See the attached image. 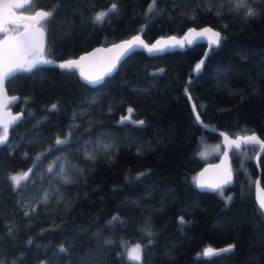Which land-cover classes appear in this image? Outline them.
Masks as SVG:
<instances>
[{
	"label": "trees",
	"instance_id": "obj_1",
	"mask_svg": "<svg viewBox=\"0 0 264 264\" xmlns=\"http://www.w3.org/2000/svg\"><path fill=\"white\" fill-rule=\"evenodd\" d=\"M114 2L118 12L93 24L95 13ZM151 3L35 0L14 10L58 6L41 24L53 52L46 58L54 61L133 33L151 42L210 24L224 39L209 49L193 79L206 48L201 42L154 56L135 50L100 85L81 81L76 69L69 74L51 66L6 83L7 94L19 97L10 106L22 118L0 144V264H264V215L253 196L259 172L264 187V152L255 161L261 145L229 149L234 185L223 186V196L199 190L193 178L219 153L203 157L202 150L221 141L195 120L183 90L187 85L205 125L231 136L256 132L264 141V0H256L251 18L228 0H157L156 11L146 15ZM8 27L15 33V25ZM69 137L67 145H56ZM29 169V182L14 190L8 177ZM139 173L146 175L136 179ZM226 197H232L227 204ZM113 216L120 220L109 224ZM179 217L188 223L180 225ZM121 241L146 245L142 262L118 258ZM61 244L68 252L57 255ZM227 244L235 246L231 253L202 255L206 246Z\"/></svg>",
	"mask_w": 264,
	"mask_h": 264
},
{
	"label": "snow or ice",
	"instance_id": "obj_2",
	"mask_svg": "<svg viewBox=\"0 0 264 264\" xmlns=\"http://www.w3.org/2000/svg\"><path fill=\"white\" fill-rule=\"evenodd\" d=\"M35 0H22V2H3L0 5V32L5 33L4 39L0 40V108H5L10 104H15L18 101V97L7 96L6 83L11 82L17 77L24 75L26 77H31L38 72L44 71L47 67L59 68L65 73H72L74 69H80V76L86 80L89 84L98 83L104 75L111 73L117 67V61L121 60L122 57L130 53L138 46H142L148 51V53H158L163 52L166 48H184L186 46H191L197 43L199 40L207 37L210 45L218 46L224 37L221 36L220 32L213 31L211 27H205L199 31L196 28H189L188 32L185 33L184 37L177 39L176 37H170L168 41L161 42L157 41L155 44L149 46L146 44L139 35L134 36L131 40L124 41L122 44L114 45V48L119 49V54L112 61V63L101 72L99 75H86L83 71L82 62L87 59L86 56H81L77 59H69L57 64L54 60H49L46 58L48 55H52L53 52L50 49H47L44 44V37L47 30L40 27L41 24L49 22V20L54 16L55 12L58 9L54 8L51 12L39 10L36 11L34 15L30 16H18L14 10H23L26 6L31 5ZM256 0H228L229 4L234 5V11L237 14H240L242 10L243 16L245 18H251L257 14L255 8ZM157 0H152V3L149 5L148 12L146 15L151 14L156 11ZM119 10L118 3H112L106 10L98 11L91 18L93 24H103L106 19L110 18V14H115ZM162 11V10H161ZM220 15V12L216 13ZM193 19L195 17H192ZM27 22L23 24L24 31H19L21 22ZM15 25L16 27L12 29L15 32V35H7L9 32L8 25ZM91 55V54H90ZM207 55V54H206ZM205 61L201 60L195 65L193 76L198 75L202 71V67ZM162 71V70H161ZM191 82V81H190ZM187 91V89H186ZM57 105H51V110H55ZM195 110V109H194ZM129 112H133L132 109H129ZM22 118V114L17 116H12L7 122L0 121V127L3 131L0 133V144H5L9 141V128L14 126ZM127 117H123L120 123H125ZM197 120H199V115H197ZM138 125H143L144 121H137ZM69 138L60 139L57 138L56 145L63 146L67 145ZM232 145L235 149H241L242 146L248 144H260L262 149H264V141H260L259 138L255 135L238 137L236 140H233ZM105 150L110 149L111 145H105ZM50 151V150H49ZM44 154H41L37 157V160H40ZM89 159H94V156L89 153H85ZM34 161V165H35ZM34 169H29L27 172L18 173L10 175L8 179L11 181L13 189H19L22 185L26 186L27 182L30 180V175ZM49 171H52V167H49ZM64 169L61 167V173ZM146 175L145 173H139L136 179ZM196 186L200 189H211L219 190L223 196V186L231 182L232 172L228 170L226 177L218 183L206 184L199 180L198 178H193ZM65 184L72 183L70 180L65 179ZM257 186H259V181H257ZM43 202H47L48 193L45 192L44 196L41 198ZM232 197H226L224 202L227 204L231 201ZM259 211L261 215H264V199L258 200ZM35 211V210H33ZM29 213H25V216H29ZM120 220L119 216H113L112 220L109 221V224L118 222ZM122 223V222H121ZM188 222L184 220L183 217H179V224L185 225ZM11 230V226H9ZM58 229H43L41 234L47 232H55ZM148 236H151L152 233L148 232ZM29 244L34 243L33 239L28 241ZM148 243L151 244L152 241L149 239ZM114 242L110 240H105L104 245H113ZM122 251L117 253V257L122 261L124 257H127L128 261H137L142 262L146 245L137 243L133 247H128L125 241L120 242ZM234 245H229L226 248L214 250L212 248H207L203 251L202 255L205 258L211 259L212 257L221 256L224 254L231 253L234 249ZM68 248L63 244L57 249L56 254L62 255L67 254ZM41 264H51V261H42Z\"/></svg>",
	"mask_w": 264,
	"mask_h": 264
},
{
	"label": "water",
	"instance_id": "obj_3",
	"mask_svg": "<svg viewBox=\"0 0 264 264\" xmlns=\"http://www.w3.org/2000/svg\"><path fill=\"white\" fill-rule=\"evenodd\" d=\"M3 2H22V0H0V5H2ZM39 10L46 11L44 9H41V7H40V8H37L32 13H30V12H26V13L18 12V16L34 15L35 12L39 11ZM25 23H27V22L25 21ZM40 27H42V25H40ZM193 27L196 28L197 31H199V30H201V29H203L205 27H211L213 29V31L220 32V30L218 28H214L213 26H210V24H206L204 26H192V27L186 28L185 31L181 35H179V34L178 35L177 34H175V35L167 34V35H164V36H161V37H156V38H154V41H151V42H149L147 39L142 37L140 34L133 33L129 37H124L121 40L114 41V42L109 43V44L101 43L100 45H94L89 50L81 52V55H78L77 57L72 56V57L67 58V59L63 58V59H60V61H55V62L57 64H59V63H61L63 61L69 60V59H77L78 60L81 56H86L87 59L82 62V67H83L84 73L86 75H90V76L99 75L101 72H104V70L112 63V61L119 54V49L114 48V45L122 44L124 41L131 40L134 36L139 35L141 37V39L146 44L151 46V45L155 44L157 41L166 42V41L169 40L170 37H176L177 39H181V38L184 37L185 33L188 32V29L189 28H193ZM19 31H24V28L23 27L19 28ZM2 34H3V32H0V36H2ZM220 34H221V32H220ZM8 35H10V34H8ZM12 35H15V33H13ZM3 39H4V36L0 37V40H3ZM43 39H44V44L46 45V40H45L46 38L44 37ZM198 42H201V43L205 44L206 48L204 49L203 55L201 57L202 59H200V61L201 60L205 61V59H207L206 58L207 57L206 54H208L209 49L210 48H215L216 46L210 45V43L208 42V38L207 37L203 38L202 40H199ZM175 49H181L182 50L184 48H179V47L166 48L165 51H174ZM135 50L144 51L149 56H154V55H157V54L161 55V54L165 53V51H163V52L150 54L142 46H138L134 50H132L130 53H128L127 55L129 56ZM127 55L122 57L121 60L117 61V67L111 73H107L106 75H104L103 78L98 83L89 84L86 80H84L81 76H79L80 80L86 82L90 86L100 85V83L103 81L105 76H107V75L110 76L116 71V69L119 67L120 63H122L123 59ZM76 70H77L78 74L80 75V69H76ZM194 77L195 76H193V77H191L189 79H193ZM186 89H187V85L184 86L183 90H184V94L187 97V100L190 103V106H191V109L193 111L195 120L198 121V124L201 125L205 130L210 131V132L211 131H216V133L220 137V141H221L220 144L222 146V151H221L222 153L219 154L218 158L215 159V160H212V161H207V162L205 161L204 164H202L201 168L198 170V172H197L198 175H196V178H198L199 180H201L202 182H204L206 184L218 183V182H220L221 180H223L226 177V174H227L228 170H231V172H232V169H231L232 162H230V155H229L230 151H229V149L233 148L234 145H232L231 142L233 140H236L238 137L251 136V135H255V136L258 137V135H257L256 132H253V133H249V134L248 133H243V134H235V135L231 136V135H229L227 133V131H224L222 129L221 130L215 129V127H212V126L209 127V126L205 125L204 121L201 120L200 116H199V120H197V115H199V113H198L199 111H197V108H196V106L194 104L195 101L192 99V96L190 95L189 90L186 91ZM6 90H7V88H6ZM7 96L9 98L18 97V95H15L14 93H9V94H7ZM10 105H8L5 108H0V121L7 122L8 120L11 119L12 116H17V115L21 114V112L13 111V109L11 108ZM259 140L261 141V139H259ZM262 152H264V149H262V147H261L260 151H258L256 153V155H255L256 164H258V162H259L258 159H259L260 155L262 154ZM25 172H27V171H25ZM233 174H234V172H232L231 182L228 183L227 185H224V186H232V185H234V183H233L234 182ZM257 181H259V186H257ZM254 182H255V184L253 186V192H254L253 196H254L255 202L258 203L259 199H264V187L261 184L262 182H260V172L255 177ZM198 189L201 190V191L205 190V191H208V192H213L214 191V190H211V189H203V190L200 189V188H198ZM257 205L259 206V204H257ZM229 245H231V244H227L226 246H217L216 248H213V247H210V246H206L205 249L212 248L214 250H219V249L226 248Z\"/></svg>",
	"mask_w": 264,
	"mask_h": 264
},
{
	"label": "rangeland",
	"instance_id": "obj_4",
	"mask_svg": "<svg viewBox=\"0 0 264 264\" xmlns=\"http://www.w3.org/2000/svg\"><path fill=\"white\" fill-rule=\"evenodd\" d=\"M16 15H18V12H16ZM23 24H24V23H23ZM8 34L12 35V33H10V32H8L7 35H8ZM129 109H130V107H128V113H129ZM209 148H210V149H209ZM218 148H220V144L217 143V142L212 143V145H207V146H205V148L202 150L203 157H205V154H204V153H206V152L209 151V150H214V149H217V152H219V153H218V156H219V154L222 153V152H221L222 150L219 151ZM20 173H23V172H20ZM16 174H18V173H16ZM136 244H137V243L132 244L131 247L135 246Z\"/></svg>",
	"mask_w": 264,
	"mask_h": 264
}]
</instances>
